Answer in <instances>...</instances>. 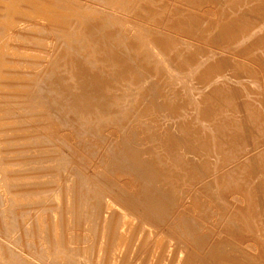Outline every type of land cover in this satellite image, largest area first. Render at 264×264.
Segmentation results:
<instances>
[{
  "label": "bare ground",
  "instance_id": "obj_1",
  "mask_svg": "<svg viewBox=\"0 0 264 264\" xmlns=\"http://www.w3.org/2000/svg\"><path fill=\"white\" fill-rule=\"evenodd\" d=\"M97 1L100 2L101 0H97ZM110 1H112V0H110ZM198 1L199 0H186V4L194 5ZM219 1H222V0H219ZM224 1H225V4H228L227 6L223 7L224 14L227 15L228 11L231 9H233V11H234L233 12L234 16L227 20V25L222 26V32H223L224 37L230 38V41H226V43L227 44H242L241 46H243V49H245V50L248 47L251 48V46L257 48V51L258 50L260 51L259 55L255 54L254 55L255 57L252 59L255 60L256 62H259V64L263 65V67H264V36L261 35V33H259V30L252 33L251 30H253V29H251L248 26L251 23L249 24V17H247L246 13L252 12V5L253 4H250L248 6H242V4H244L246 0H223V2ZM254 1H257V3H258L255 5L257 10L260 12L264 11V0H254ZM75 2H76V0H75ZM75 2L73 0H51V1H49V0H0V97L8 96V98H10L9 96H13L14 93L12 95H9L6 92V90L12 91L13 89H15V92H16V91L22 89L21 83L16 81L20 78L22 73H19L21 71L17 72L16 71L17 69L13 70V67L17 66L19 68L20 67L22 68V66H24L25 64H30V65H32V67L34 66L35 70H36L35 71L36 73H34V74H36L35 75L36 77H34V78L38 79V77H39L40 80H36V83L33 81L34 83H30L31 85L28 84V86H27L28 88H29V86L30 87L32 86V88L34 87L33 88L34 90L31 88V90H33L34 92L30 91V89L27 90L28 92H26L24 94V96H26L27 99L28 98L29 99L27 100L24 98V101L21 100L19 102V103H21V107L17 103L19 106L18 107V115H19V111H21V110L23 112L25 111L22 108L26 107L27 109L30 108L31 111L33 110L31 102H29V103H31V104H29L30 106H28L27 102H26L27 105L25 106V100H27V101L32 100V102L34 101L33 103H36V105H37V103L41 104V106L38 104L39 105V106L37 105L38 107H42V108L45 107V111L48 110L46 108H49L51 110L50 112H52L54 115V117H53V115H51V113H50L49 118H51V117L56 118L64 130H65V128L68 130L69 129L68 126L71 125L70 123H72V122H75L77 124L79 123L81 126H83V127H80V126H77V124H75L77 127H80L77 129H79L81 131H75L76 130V128H75L73 130L75 132H73L72 134L70 133L72 136L76 132H77L76 134H79L80 132H84L81 129V128H84V126L86 129L88 128L87 131L92 132L97 137V138H95L96 140L97 139L100 140L101 145H102L101 148H104L103 153H106V154H103L101 152L102 156H104L105 158L108 157V158H110V160L113 161L114 166L112 165L110 167V172L112 174L127 173V174H130L137 179L138 183L136 185V190L133 191L131 183L122 182L121 180L113 181L112 179H111V181H112L111 182V181H108L110 178H109V176H107L106 173H101V172L97 173V175H96L97 177H99L100 179H104L106 183L109 182L113 185V188L115 189V192H114L115 197L118 196L122 200H125L126 202L135 206L137 209H140L144 214H146V216L148 215V216L153 217L154 222H157L159 224L161 222H163L164 219L166 220L167 218H170V216L173 214V211L176 210V212L173 214V218L172 217L170 218L172 220V224L178 223V222L182 223V224L183 223L186 224V231L184 234H187L186 237L188 236V238L189 237H191V238L196 237L194 234L198 233L196 229H197V225H199V223H197L196 221H192V220H195V216H192V217H194V219H191L190 218L191 216L189 217L188 215L184 214V213H187L186 211L184 212V210L188 209V207H189L188 203L183 202V200L181 198V195H183V193L185 191L191 190L195 193H198V192L201 193L202 190L203 191L205 189L210 190V187H212L216 183V184H219L221 186V190L224 192V194L226 196H229V197L233 196V198L235 200H239V198L247 196L248 204H249L248 207L250 209L247 208V209H249V211H247L248 213L246 215L243 214L244 211L242 210L241 205H234V206H238L236 212H239V214L241 213V211L243 212L240 215L244 218V219L242 218V220H243V225H246L245 226L246 229L248 231L252 232L253 234H255V236L257 235V237L260 239V241H262L263 245H262V243H261V245H262L263 252L261 251L262 254H258L259 250L261 249V248L259 249V246L255 245L256 247H258V248H256L258 251L255 250L257 252L256 253L253 251L254 249L252 248L251 244L245 245L246 242L242 243L241 242L242 240H240V239L238 240V238L236 236L237 234L231 228V224L227 223L226 218H225L226 223L229 224V226H226V231L227 230L229 231V232L227 231L228 235H226V236H228L229 239L226 238L228 240H225L221 237H219V238H221V240L223 239L222 242L226 241V244L224 243V245L226 247L228 245V249L226 248L227 250L224 251V248H225L224 247L221 251H222V253H226L227 256L230 255L229 258L231 256H232V258L236 257L235 259H237V261L240 260V262H238L240 264L243 262V258L247 259V260L244 259L245 261H247V263L244 261L245 262L244 264H264L263 261L260 259V256L264 255V220L261 218H258V214H259L258 203H260L261 205L264 206V180L259 181V183H258L259 185L255 189L253 188V186L251 184V181L253 178V173H255V172L261 173L262 171H261L260 167H264L263 166V164H264V125H263V123H264V100L262 98L259 99L255 96H253L255 93H259V91H260L259 84H256L255 81L251 80L250 84H249V87H251V90L247 91V89L246 90L242 89V87L239 83H238V85H240L241 88L240 87H238V88L237 87H231L230 83H228V80H227V81H221L222 83L219 85H217V83L215 82L216 83L215 86L213 85L212 88L208 87L209 89H207L206 85L212 83V81L209 82V80H211L213 77H215L214 75H216L217 73H218L217 75H219L220 71L223 72V69L225 68L226 64L229 65V63L227 61H223L222 59L216 60L215 62L220 63L219 65H216L213 63L214 61L210 60L209 58L205 59V60H203V58L202 59H199V58L196 59L195 57L197 56L196 55L197 53H195V51L193 52L195 55L194 58L191 59L188 56L187 58H184V59H189V58L190 59L184 60L183 57L185 55H188V54L183 53L184 51H182V53H181L180 52L181 50H179V48L178 49L176 48L177 47L176 45L180 44L179 42L177 44H175L174 48L179 50L178 52H180V53L175 54V55L183 54L184 55L183 57L179 56L183 60H179L177 56H176L177 57L176 58L174 56V53L170 59L168 57H167L168 58L167 59L164 57V53H166V52H164L160 49L171 50L170 49L172 47L171 42H173V41L175 42V40L166 41L165 38H162V36L164 34L162 32L163 30L161 31L159 29L163 33L162 34L159 31L160 35L162 34V36H161L162 40L160 38L154 39L156 36L155 37L153 36V39L148 38V36L153 33V30L149 34L147 32V35H148L147 37L146 36L144 37L145 34H141L137 31L135 32V34H136L135 35L133 30H132V34L134 36H136V38L138 40H140V42L138 43V46L142 47L141 52L144 53L143 59H141L142 58L141 55H143L142 53H140L141 55L140 54H136V55H137V58H139V56H140L139 59H141V61L146 60L145 66H142V67L146 68V70L145 69L143 70V71H145V73L150 71L152 69V67L153 68L158 67L159 68L158 70H160L159 75H160V72L162 74L159 77H163V78H161L163 80L165 78H167L169 80L170 79H175L176 81L178 80L177 82L185 80V83L187 84V81L189 79L191 81V79L194 78L195 80L193 79V81H195L197 83L198 82L200 83L199 80L204 81L205 83H206V81L209 82V83L205 84V86L203 83V87H205V88H201L203 90L200 89V91H198V92L196 91L195 93H194V91H195L194 89L189 93L185 92L187 95L190 96V99H189V97H183L182 95H180L181 98H183L185 100H186V98H188V100H186L185 102L189 101L188 105H190L191 108H188V109L190 110L191 113L193 112L192 115L190 113V115L185 116L184 112L188 113V112H186V110H188V109L183 110V114H181L182 111H179V110L184 109L183 106L187 107L188 105L185 104L184 101L181 100V98H179V99H180V101H183V103H182L183 105L177 104V103H181V102H178V100L171 101L169 98H167V95L165 94V92H164V94L162 92V89L164 86H161V84H160V83H162L161 80H159L160 83H159V85H157L158 83H153L152 81H149L148 79H146L147 76L150 75V73L144 74L139 67H138V69H140V70L139 71L136 70L137 67L136 68H135V66L133 67L130 64V62L128 61V59L125 56H123L122 52H119V51H122L124 49V47H125L123 44L124 42L121 41L123 46H124L123 49L119 47L122 50H120L119 48H116V47H118V45L114 46L115 42H117L118 44L120 43L117 41V39L119 38L118 34H120L121 32L119 33L118 31H128V30L131 31L129 26H127L124 23V20H121V18L116 17V19H115V21L117 20L116 25H112V21H111V25L115 26V27H113V31H114V29H115V31L118 30L117 35H116V32H114V34L118 37L116 39V37L114 35L115 38H113V39L115 41L112 40V42H114V44L110 43L111 41L110 42H108V41L110 38L112 39V37H111L112 35L110 36L107 33L111 32V31L104 33L105 31H107V28L101 27V26H103V24H105L104 22L106 19H104V22L102 21L103 24L100 25L99 23H97L98 21L96 20L95 14L93 15L92 10H88V8L86 9L83 6L73 5ZM94 2H95V4H98L96 2V0H93V3ZM102 2L103 1H101V3ZM105 2H107V1L105 0ZM105 2H103V3L108 4ZM122 2H123V0H122ZM128 2L130 3V0ZM70 4H72V5L70 6ZM149 5H150V3H149ZM144 7L147 8L148 6H144ZM187 7H189V6H187ZM146 8H142V11H143V9L145 10ZM95 9H97V8H95ZM95 9H93V10H95ZM191 9H193V8H191ZM244 9H245V11H244ZM98 10L101 12L103 11L101 9H98ZM152 11H153V9H152ZM187 11H189L190 13H191V11L193 12V10H187ZM106 12L108 14V11H106ZM106 12L104 15H106ZM135 13H136V11H135ZM137 13L139 16V12H137ZM151 13H150V16L152 15ZM156 13H157V11H156ZM191 14H189V15H191ZM22 15L29 17L28 18V19H30L29 21H27V19H26L27 23L28 22L30 23V21H32L37 26L41 24V26H42L41 28H46L47 31L49 30V32H52V33L54 31L55 32H63V30L65 28V27H62V25H60L59 23L57 24V22H63L64 23V21H66L68 19L69 20L75 19L76 21H74V22L75 23L78 22V24L80 25L79 30H81L82 33L84 32V31H82L83 29H86L89 31V34L91 36L87 33L88 31L85 30L86 35L88 34V36H90V37H88V36L84 37L83 35H85V34L81 33L85 39H86V37H88L89 39H92L91 37H94V39L97 40V43L95 42L96 40L92 41V45L94 42L93 46L96 47V48H94L92 46V53L95 52V55L90 54L91 51L89 52V50L88 51L86 50V52H88L87 54L82 55V49L85 47H82V49H81L80 47L82 44L78 43L80 41L79 40L77 41L76 39L72 40L70 38L72 41L76 42L79 45V49L74 48V46L76 47L77 44L73 43V45H71L72 41L69 39V37H68V39L71 41V43L70 44L68 43V44L73 46L72 48L74 50H76L77 52L71 48L67 49L68 47H70L67 45H66L67 48L64 47L65 49L63 47H60L58 45V42L56 44L59 46V48L60 49L63 48L60 51V49L55 44L56 50L58 48L59 52H58V50H57V52L52 51L53 48L49 51H47L46 49L45 50L42 49V51H44V52L47 51L46 53H44L42 51H41L42 53L37 52L40 47L39 48L37 47L38 50H36V51H29V48L27 49V47L26 48L24 47L22 49L16 48L19 45L18 42H17V44H18L17 46H15L12 42H15L13 39L17 35L16 33H14L15 28L20 27L21 24H19V23L21 22V20H19L18 18L22 17ZM160 15H161V13H160ZM189 15H187V17H185L186 20L183 21V26H185V28L189 29L190 27L187 25L191 24V26L193 28H190V29H193V32H197V31H199V33L203 32L202 29H204V27L198 26V23H199L198 17L199 16L198 17H192ZM150 16L148 14V20L151 18ZM195 16H197V15H195ZM161 17H163V16H161ZM22 18H24V17H22ZM22 18H20V19H22ZM105 18H107V17H105ZM182 18L180 20H183ZM99 19H101V17ZM136 19L143 20L142 18L137 17V15H136ZM161 19H163V18H161ZM161 19L160 20L158 19V20L161 22ZM17 20L19 21V23ZM112 20H114V19H112ZM138 20H135V21H138ZM152 20H154V18ZM24 21H25V18H24ZM107 21H108V18H107ZM135 21H132V22L135 23ZM22 22H23V19H22ZM109 22H110V20L108 21V24H109ZM155 22L153 21V23H155ZM180 22H182V21H180ZM66 23H67V21H66ZM68 23H70V21H68ZM100 23H101V21H100ZM113 23L115 24L114 21H113ZM153 23H151L152 26H153ZM78 24H76V25H78ZM132 24H128V25L132 26ZM156 24H158V23H156ZM27 25H30V24H27ZM137 25H135V26H137ZM144 25H147V24H144ZM63 26H65V25H63ZM133 26H132V28H133ZM154 26H155V24H154ZM30 27H32V26H30ZM72 27H73V25L72 26L70 25V27H68L70 30V32H69L70 36H71V34H74V33H71V31L73 29H70V28H72ZM82 27H83V29H81ZM105 27H107V25ZM110 27L111 26L108 25V29ZM156 27H157V25H156ZM39 28H40V26H39ZM41 28L39 29V30H41V32H39L37 30L41 34V37H44V35H46L47 40L49 38H51V37H49L51 35L45 34L46 31L43 32L44 35H42L43 29H41ZM143 28H145V27H143ZM249 28H250V30H249ZM137 29H140V27ZM142 29L140 31H142ZM153 29L155 30V28H153ZM75 30L77 31L78 29L75 28ZM147 30H149V27ZM147 30H144V31H147ZM182 30H184V29H182ZM260 30H261V28H260ZM263 30H262V32H263ZM130 31H129V33L131 34ZM157 32H158V30H157ZM186 32H188V31H186ZM193 32H192V34H193ZM63 33H65L67 35L66 32H63ZM154 33H155V31H154ZM159 33H156V34L158 35ZM184 33H185V31L183 32V34ZM34 34H35V32L32 33V35H34ZM56 34L58 35V38H59V34L58 33H56ZM166 34L168 35V33H166ZM197 34H198V32H197ZM24 35H30V34H24ZM35 35L37 36V32ZM66 35H63V36H66ZM75 35H77L76 32H75ZM195 35L196 34L194 33V36ZM19 36L22 37L20 34H19ZM63 36H61L60 38H62ZM106 36H108V37L110 36L108 41L106 40L108 38V37L106 38ZM203 36H205V34L204 35L201 34V37H203ZM32 37L33 36H31L32 40L35 39ZM71 37H73V36H71ZM127 37H130V36H127ZM164 37H165V35H164ZM56 38L54 39V42H55ZM63 38L65 39V37H63ZM76 38H78V37H76ZM84 38L82 39L83 41H85ZM167 38L170 39L169 37H167ZM19 39L20 38L18 37L17 40H19ZM44 39L45 38H43L42 40L47 41L46 39L45 40ZM68 39H66V40L68 41ZM89 39H86V40H89ZM120 39L121 38H119V40ZM129 39H132V38H129ZM164 39H165V41H164ZM200 39L197 38V40H199V41H200ZM203 39L205 40L204 37H203ZM206 39H207V37H206ZM52 40H50V41L52 42ZM62 40H60V43L63 44V42H61ZM82 40H81V42H82ZM20 41H22V40H20ZM70 41H68V42H70ZM37 42H38V44H42V43H40V41H37ZM90 42H91V40H90ZM131 42L134 43L133 40H131ZM29 43L34 44L33 42H29ZM82 43H85V42H82ZM88 43H89V41H88ZM95 43L97 46H95ZM15 44H16V42H15ZM74 44H76V45H74ZM120 44H119V46H120ZM122 44H121V46H122ZM159 44H161V45H159ZM21 45H23V44H21ZM25 45L28 46V44H25ZM78 45H77V48H78ZM134 45H136V43ZM87 46L89 47V44ZM128 46H130V45L128 44ZM128 46H126V48ZM190 46L188 45V47H190L191 51H192V47H194V46H192V45H190ZM132 47H134V46L131 45V48ZM244 47H247V48H244ZM31 48L32 47H30V50H31ZM89 48L91 49V46ZM128 48H130V47H128ZM128 48L126 50H128ZM183 48L185 50L186 47L184 46ZM35 49H36V47H35ZM116 49H118L119 51H116ZM195 49H196V47H195ZM177 50H176V52H177ZM241 50H242V47H241ZM241 50H239V53H241L240 52ZM83 51H85V50L83 49ZM174 51H175V49H174ZM191 51H188V52H191ZM248 52H249V50H248ZM138 53H139V51H138ZM133 54H134V52H133ZM85 55L90 57V59L87 57L88 58V60H87ZM199 55L200 54H198V56ZM204 55L205 54H203V56ZM132 56H131V58H132ZM134 56H135V54H134ZM83 57L86 60H84ZM239 58H241V57H239ZM249 58L250 57H248L247 59H249ZM134 59H136V58H134ZM242 60L246 61V58H244ZM135 61H137V60H135ZM237 61H236V63H237ZM239 61H241V60H239ZM101 62L103 65L105 63L104 66H106V68H107L106 72H102V66L103 65L101 66V64H100V66L98 68L97 63H101ZM177 62L178 63L185 62V64L190 65V66L186 65V66H189V70L188 69H187L188 71L186 70V73H188V74H186L184 76H180V74H181L180 72L181 71L183 72L182 69H180L181 70L179 72L180 74L178 73L179 70L177 72L175 69L173 70L172 65L174 63L176 64ZM232 62L234 63L235 61H231V63ZM250 62H248V63H250ZM254 62H252L253 64L252 63L251 64L254 65L255 64ZM137 63H138V61H137ZM142 63H144V62H142ZM243 63H245V62H243ZM243 63H242V65H243ZM88 64L92 65L94 67V69L97 66L98 71H95L96 69L95 70L92 69L93 67L92 66L90 67ZM245 64L247 66V62ZM137 65L139 66V63ZM252 65H250V66L253 67ZM256 65H258V64H256ZM176 66L178 67L177 64H176ZM235 66H237V65L235 64ZM180 67H182V66H180ZM183 67H185V66H183ZM239 67H240V63H239ZM259 67H261V66H259ZM263 67H261V70ZM19 68H18V70H19ZM243 68L244 69H242V71L246 72L247 70H245V69L249 68V67L247 66V67H243ZM256 70H257V68H256ZM153 71L156 72L157 69L153 70ZM258 71H256V72H258ZM263 71H264V69H263ZM237 72L239 73L240 70ZM248 72H250V71L248 70L247 73ZM253 72H254V70H253ZM240 73H242V72H240ZM263 73L264 72H262L261 74H263ZM34 74H32V76ZM28 75H30V74H28ZM32 76L30 75L29 77L31 78ZM166 76H168L169 78ZM253 76H256V75H253ZM258 76L261 77V75H259V72H258ZM13 79L16 81L15 83L18 85L20 84V86H15L13 83H10V81ZM196 79H198V81ZM244 79H246V78H244ZM129 81H130V85H132V86H134V85L136 86L138 84H140L141 86L140 85L136 86L137 87V88L135 87L136 89L131 88V90H130V87L127 88L125 86V84H126L125 82L129 83ZM134 81H137L138 84L133 85ZM164 81H166V79ZM170 82H171V80H170ZM173 82H171V83H173L175 85L176 84L175 81H173ZM128 83H127V86H129ZM244 83H245V80H244ZM244 83H243V85H244ZM247 83H249V82H247ZM11 84L14 85L15 87L10 86ZM23 84H25V86H26L25 82ZM191 85L192 84L189 83L188 87H186V86L185 87L189 89L191 87ZM160 86L162 87V89ZM228 86L232 89V91H229ZM181 87H179V89L183 88V87L182 88ZM57 92H58V94H57ZM177 92H179V91H176L177 95L181 93V92L180 93H177ZM59 93H60V95H59ZM36 94H39V95H36ZM129 94L131 96H134V98L136 95L137 96L139 95V96H141V98H140L141 100L137 99L135 102L133 101L134 102L133 103V102H131V100H133V99L129 100L127 98V96H129ZM132 94H135V95H132ZM21 95H23V94H19V93L15 94V97L16 98L22 97ZM236 97L240 98V100H236L237 99ZM37 98H39V99L37 100ZM158 99H160V100H158ZM14 100H10L11 103ZM145 100L147 101V103L144 102ZM141 101L144 102L145 104L142 105V103H141L142 106L140 107L137 105V103H140ZM5 102H6V100H5ZM1 103H0V228H3L6 230L5 231L6 238L8 237V235L13 234L11 232H13V230L16 229V226H15L17 224L16 219H18L16 216H11L9 218V220H11V218L15 219V217H16L15 221L13 220L15 222V224H14L15 228L12 225H11V227L7 226L8 224L6 225V219L8 217H5V216L9 212L11 215H16V213H18V215H19L20 208H26V209H29L30 211L31 210L35 211L36 208H45V207L48 208V203H47L48 200H51L52 203L53 202L55 203L56 201H58L60 203L61 202L60 201V195H65V203L67 204V207H65V208H66V210L68 209L67 210L68 214L63 215L65 213L64 212L65 209H62V211L64 212L62 214H61L60 210H59L60 213H59V211L51 210V211H49L50 213L46 212L49 215L48 217L42 218V217H39L38 214H37V216H34V217H36L35 218L36 220L34 219V222L36 225L35 224H33V225L36 226V229L34 230V228H33V230L35 231V234H38L37 235L38 238L36 240H39L38 242H40L39 249L37 248L38 246L36 248L38 249L37 253L40 254L41 256L30 257L27 255L24 256L23 254H21V255L17 254L16 251H14L15 250L14 245L16 243H17V245H18V243L21 244V241L15 243V241H18V239L15 241L13 240L14 242H12V241H10V238L8 237L9 238L8 241H10L12 243V244H10L9 242H7L5 240L6 239L5 236L2 235L4 237L5 241L0 240L1 241L0 242V264H39V263H44V262H47L48 264H91L89 262L91 258H89V260H88V256H89V252L91 253L96 248L93 246V245H95L93 243H96V240L98 242L96 245L97 246V248H96L97 256H95V257H98L99 262L101 261L100 264H102V259H106V257L103 258L104 254L106 256V251L108 253L107 255H109L111 252L112 256L109 255V257L111 256V258H109L108 260L106 259L107 261L105 264H116V258L114 257V255L116 253H118L119 251H121L119 249H121V247H122V242H123L124 238L128 235V232L130 233V230L134 226V224L137 227L136 230L138 229L137 224L136 223L133 224V220L135 217L133 218L131 216L132 214L130 215L129 211H128L129 214L126 213L127 211L125 212L124 209L116 211L118 213H115V214H117V216H119V219L117 218L119 222L115 218L117 223L115 225L114 231L112 230L114 233L112 234L113 236H112V240L110 243L111 244V246H110L111 251H109L110 247L109 248L106 247L108 245V244L106 245V243L109 242V236L111 233V231L108 232L109 226H111L109 223L112 221V220L111 221L109 220L111 218V217L109 218V215H111L113 212H115L113 210V209H115V208H113L114 203H112L111 200L106 199L105 197L101 196V193L99 194V192H98V191H100V190H98L99 188L96 189L97 186L96 187L94 186L92 189L90 186L92 182L90 183V181H89L90 184L88 185V181L86 182L87 178L84 179V177H83V179H82V177L78 174H76V176H78V178L79 177L80 178L79 179L77 178L78 180H76V181H75L76 177L75 178H69L72 176L68 177V175H66L67 177L65 176L66 178L63 177V175L65 173H67V172H65L67 169H65L64 166H66V168L69 167L67 165V163H69V161H67V159H64L65 155L63 156L62 159H60V162H61V160L63 161V165H62V163L55 162L56 160L58 161L59 159H57V158H56V160L54 159L55 156H52V155H55L54 153L51 154V157L48 155L41 156V154L43 153V152L41 153V151H43V147L45 149L46 145L49 144V143H47V144L44 143L45 144V146H44L43 144H41V142L44 139H41L40 140L41 142L39 141V144H37L35 141V143L37 144V145H35V147H37L38 149L42 148L41 151L39 149V152L41 153L40 156L43 159H41V157H39L38 154H37L38 158H36V156L34 154L29 155V156L27 155L28 157L26 156L25 158H26V160L27 159L29 160L28 162L26 161V163H24L25 162L24 161L23 162L24 164L21 167L19 166V168H11L10 165L13 164L14 162L16 163V165H20V163L17 160H20V158H21L20 162H22V159L23 160L25 159L22 157H24L25 155L22 157H20V156L18 157V155H17L18 158L15 159L14 156H13L14 158L10 157L9 152L12 153L11 150H13V152H16L17 150L22 152L23 149L27 150L26 148L30 144H26L27 143L26 141L31 140V139H33V140L38 139L39 136L35 135V134H33L35 137H32V135H30V136L29 135L28 136L20 135L19 132H21V130H22L20 127H19L20 129L18 127H16V129L18 128L17 130H20L18 132L19 135L16 134V135H10V136H4L3 137V134H5L7 132H11V131L13 133H15V131H17V130L13 131L14 130L13 123L17 117L20 118L22 116L23 118H26L28 120L30 118H38V117L42 118V116L43 117L49 116V114H48L49 111H48V113L46 112L48 115L45 112L41 113V111H40L37 113L33 110L35 113L30 114L31 111H29V113L27 112V114L24 113V115H23V113L21 112L22 113L21 116L20 115L19 116L13 115V117H12L11 116L12 114L11 115L9 114L10 112L13 113V111H11L12 109L9 111L8 110L9 108L6 109V108L1 107L4 104L6 107V104L8 103V101L6 103H4V101H3L4 104L2 103V105H1ZM11 103H9V104L12 107ZM260 103L261 104L263 103L262 106L260 105ZM9 104H7V105H9ZM22 105H24V106H22ZM15 108H17V107L14 105L13 110ZM34 109H37V108H34ZM38 109H41V108H38ZM41 110L44 111V109H41ZM159 111H166V113H168L170 116H172L175 119V126L166 127L164 125V123L161 121L162 119H160L162 117L158 115ZM176 111L177 112L179 111L178 114ZM16 112H17V110H16ZM44 113L46 114V116ZM175 113L177 114L176 116H174ZM14 114H16V113H14ZM109 114H111V115L114 114L113 116H110V119H111V120L109 119L110 121H108ZM69 115L77 118L78 122L75 121L76 119H74V121L73 120L71 121L70 120L71 118H69ZM14 117H15V119H14ZM103 117H107V121H106V118H103ZM180 117H182V118H180ZM21 118H20V120H21ZM16 120L18 121V118ZM24 120H22V121H24ZM36 123H38V122H36ZM108 123H109V125H110V123H111V125L114 124L119 129V130L116 129V130H118V132L120 134V136L118 135V137H117V141L119 142V144L122 145V147L118 151L115 150V147L112 146V143L110 144V142H109L110 138H107L108 136L101 135L102 129L104 130L105 129L104 127H106V124L108 125ZM28 124H30V123H28ZM28 124L27 123L24 125L22 124L21 127L24 129L26 128L25 130H27L28 126H26V125H28ZM73 124L71 126H73ZM18 125H14V126H18ZM23 126H25V127H23ZM135 126L142 128V130H144L146 133V138L149 142V145L147 146L146 152L135 146V144H138L139 140H136V142H133L131 139V136H127L126 133H124L125 130L130 129V127L132 129ZM243 126L245 129H247L248 131L251 132V135L247 140L243 136V133H244ZM32 127H33V125H32ZM174 128H176V129H174ZM30 129H32V128H30ZM86 129H84V130H86ZM67 130H66V132H67ZM69 130L70 131H68V133L72 132L71 128ZM84 133L87 134V132H84ZM70 134H68V135H70ZM76 134H75L76 138L74 137V139H77L78 136L79 137L81 136V138L83 137L82 134L81 135L80 134L76 135ZM94 135L91 134L92 139H93ZM72 136H70V137H72ZM85 136L83 138H85ZM66 137H68V140H69V136H65V137L60 136V138L62 139L63 142L61 143L58 141V144L60 143L62 146L66 145V143H67L66 147L65 148L63 147V149L69 148V147H67L68 146V142H67L68 140L66 141L64 139L66 141V143L64 144L63 138H66ZM81 138H79V139H81ZM45 139L47 141V138H45ZM55 139L59 140V136H58V138L55 137ZM23 140L25 142H20ZM70 140H71V138H70ZM99 140H97V141H99ZM133 140H134V138H133ZM46 141H44V142H46ZM79 142L81 143L80 140H79ZM85 142H87V141H85ZM85 142H83L84 143L83 147H85L84 145H86ZM100 142H98V143H100ZM71 143H73V142H71ZM75 143H76V141H75ZM80 143H78V144H80ZM4 145H13V146L17 147V149H14L11 146H10L11 149H10V147L5 148ZM17 145H20V146L24 145V148H23V146L18 148ZM33 146L31 145V148H29V151L32 152ZM87 146H89V141H88V145H86V147ZM83 147L81 148L79 146L78 148L83 149ZM33 149H35V148H33ZM60 149H61V147H60ZM249 149H253V151H256V153H257L256 156H254V157L249 156V153H250ZM27 151H24V153H28ZM70 151H72V150H69V152ZM65 152H67V151L65 150ZM72 152L75 153L74 151H72ZM91 152L94 153V151H91ZM145 153L148 155V157H144ZM21 154L22 153H20V155ZM44 154H45V151H44L43 155ZM75 154H77V153H75ZM109 154H110V156H109ZM33 155L35 157H33ZM49 155H50V153H49ZM56 155H57V153H56ZM68 157L70 158V156H67V158ZM39 158L41 159V161L46 159L47 161L45 160V161H43V163L47 162V163H45V165H47V166H43V167H38V165L35 166V164H37L36 162L40 161V160L39 161H35V160H37ZM65 160L67 163H65ZM41 161H40V165L42 164ZM32 163H35L34 166ZM64 163L66 165H64ZM25 164H31V166L29 168H24V167H27V166H24ZM39 168H41V172L45 168L46 169V170H44L45 172L47 171V169L48 170L51 169L50 171H53L55 173V176H54V174L53 175L51 174L53 177L50 178V180L53 178V180H51V181L52 182L55 181L58 185V188H59L57 190V194L55 196L53 195V196L49 197V196L44 195V194L42 195V193H43L42 191H43L44 187L46 185H49V184L52 185L54 182L52 184L49 183V184H46L44 186V183L46 180L44 181V179L38 178V172H35ZM250 170H252V171H250ZM69 172H71L72 174H75L72 171H69ZM46 173H48V171ZM45 174H43V177L45 176ZM50 180H48V181H50ZM72 183H73V185H72ZM57 185L55 184V186L53 185V187H55L57 189ZM93 185H94V183H92V186ZM18 186H20L21 188ZM16 187H18L19 189ZM46 187H48V186H46ZM61 189H63V190L60 192ZM95 189H96V191H95ZM83 190H85L84 191L85 195L82 192ZM83 196H85L84 199H83ZM200 197H201V195H200ZM51 201L49 204H52ZM242 201H241V204H242ZM194 202H195V198H194ZM207 202H209V201H207ZM210 202H209V204H210ZM128 203H127V205H128ZM194 205L196 206L195 203H194ZM202 205H203V203H202ZM51 206L53 207L54 205L52 204ZM199 206H201V205H199ZM208 206H209L208 207L209 210H207V211H212L213 210L212 208L215 207V206L213 207L212 205H208ZM234 206L232 208H234ZM206 207H207V204H206ZM193 208H195V207H193ZM200 208H201L200 210L202 212V206ZM48 210H49V208H48ZM48 210H46V211H48ZM115 210H117V209H115ZM189 210H188V212H189ZM197 210H199V207L197 208ZM7 211H9V212H7ZM142 212H140V214H142ZM192 212H193V210H192ZM201 212L198 213V211H197V213H198L197 215L199 216V214H201ZM13 213H15V214H13ZM205 214H208V213L205 212ZM236 214H238V213H236ZM34 215H36V214L34 213ZM243 215H245V217ZM211 216L214 217L215 223L218 221L221 222L222 216L224 218V215L220 212H217V211H214V215L211 214ZM211 216H209L210 220H211ZM200 217H202V216H200ZM225 219H223L224 222L222 221L223 226L225 223ZM13 221H11V222H13ZM211 221H213V220H211ZM107 222H109V223L107 224ZM135 222H136V219H135ZM137 222H140V221L138 220ZM165 223H166V221H165ZM10 224H12V223H10ZM210 224H211V222H210ZM63 225L67 228L63 229V228H65V227H63ZM141 225L142 224H140V227H141ZM166 225H168V224H166ZM217 225L219 226V224H217ZM222 225L220 224V226H222ZM100 226H101V228H100ZM162 226H164V225L162 224ZM209 226H211V225H209ZM88 227H91L89 229H91L94 232L93 233L91 231V233H93L95 235L94 237L91 236L92 235L91 233H89L90 230L88 229ZM93 227H94V230H93ZM98 227H99V229H98ZM113 227L114 226L112 225V228ZM219 227H217V228L215 227V228L217 230H220ZM133 228L135 229V227H133ZM31 229H32V227H31ZM223 229H225V228L222 227L221 230H223ZM209 230H212V229H209ZM217 230H215V231L218 233ZM131 231L133 232L134 230H131ZM141 231H143V230H141ZM223 231H225V230H223ZM7 232H9V234ZM138 232H139V229H138ZM143 232L145 235V233H146L145 230ZM143 232H142V234H143ZM219 232H221V231H219ZM84 233H87V234L89 233V235L91 234L90 236L94 238L92 240V242L90 241V243L93 244L92 246L94 247V249H93V247L90 248L91 245L89 246V249H91L90 251L89 250L87 251L86 247L85 248L81 247L83 249V254L75 256L76 253H74V252H77L76 250L79 251L78 246L79 245L82 246L84 244L83 242L88 240L87 237L85 238L84 236H82ZM208 233H209V231H208ZM133 234H134V232L131 233V235H133ZM161 234H159V235H161ZM205 234H201V236H202V239L204 242L206 241V242L210 243L207 245V247H208L207 253L212 255V253H215L214 252L215 250H220V248L218 247L219 245H217V244L214 245L215 243L211 240L210 236L207 233H205ZM0 235H1V232H0ZM131 235L128 237H132ZM149 235H150V232H149ZM149 235H148V237H149ZM213 235L216 236L217 234L215 235L213 233ZM218 235H219V233H218ZM2 236H0V237H2ZM30 237H32V236H30ZM34 237H32V238H34ZM211 237H212V235H211ZM222 237H224V235ZM257 237H255V239L253 237L252 238L256 241ZM160 238H161V236H160ZM78 239H79V242L81 239V243H83V244L77 243ZM213 239H216V238L214 237ZM221 240H218V242ZM64 241L67 243V245L64 243ZM73 241H76V243ZM255 241H253V242L255 243ZM257 241H259V240H257ZM123 243H125V242H123ZM247 243H252V242L249 241ZM254 243H252V244H254ZM161 244H162V242L159 245H161ZM76 245H78V246L76 247ZM33 246H35V245L32 244V247ZM52 248L55 250H58L59 252L53 250ZM221 248H222V246H221ZM122 249H123V247H122ZM158 249H161V248H158ZM80 251L82 253L81 249H80ZM80 251H79V253H80ZM159 251L160 250L153 251L155 256L157 254L156 252H159ZM221 251H220V253H221ZM65 252H67L69 255L64 254ZM261 252H259V253H261ZM79 253H77V254H79ZM94 253H95V251H94ZM96 253H95V255H96ZM217 253H218V251H217ZM220 253H218V254H220ZM61 254H62V256H61ZM118 254H120V253H118ZM60 256L64 257V258H61ZM90 256H92V255L90 254ZM213 256H215V255H213ZM224 256H225V254H224ZM233 256H235V257H233ZM38 257H40V258H38ZM67 257H68V259H67ZM221 258H222V256H221ZM65 259H67V260H65ZM94 259H96V258H94ZM118 259H120V258H118ZM216 259H217V257H216ZM227 259H226V263H228ZM41 260L44 262H42ZM120 260H122V259H120ZM66 261H71V262H66ZM219 262L217 261V264ZM231 262H233V261H231ZM103 263H104V261H103ZM118 263H119V261H118ZM119 264H121V263H119ZM220 264H221V262H220ZM231 264H233V263H231Z\"/></svg>",
  "mask_w": 264,
  "mask_h": 264
},
{
  "label": "rangeland",
  "instance_id": "obj_2",
  "mask_svg": "<svg viewBox=\"0 0 264 264\" xmlns=\"http://www.w3.org/2000/svg\"><path fill=\"white\" fill-rule=\"evenodd\" d=\"M49 1H51V0H49ZM74 2H75V0H73ZM101 1H103V2H105V0H101ZM101 1L100 2H98L97 0H96V2L98 3V4H95V2L93 3V0H76V2L73 4V5H77V6H83V7H85L86 9L88 8V10H92L93 11V15L95 14V16H96V20L98 21L97 23H99L100 25H102L103 23H102V21L104 22V19H106L105 20V24L107 25V27H105L106 25L105 24H103V26H101V27H104V28H107V31H105L104 33H107V32H109V31H111V32H109V33H107V34H109L111 37H112V39L110 38L109 39V37L108 36H106V40L108 41V39H109V41L108 42H110V43H113L114 44V42H112V40H114L113 38H115L116 37V39H117V37L119 36V38H121L120 40H119V38L117 39V41L118 42H120L121 44H122V42H124L123 44H124V46H123V44H122V46H121V44H120V46H119V44L117 43V42H115V44H114V46L116 45H118V47H116V48H122L123 49V47H124V49L122 50V49H120V50H122V51H119L118 49H116V51H119V52H122V54H123V56H125L127 59H128V61L130 62V64L134 67L135 66V68H136V70H140L141 69V71L144 73V74H146V73H150V75L149 76H147V78L146 79H148L149 81H152L153 83H158L157 85H159V83H160V81L159 80H161V82L162 83H160L161 84V86H164L163 87V89H162V87H161V89H162V92H163V94H164V92H165V94L167 95V98H169L171 101H174V100H178V102H181V103H177V104H181V105H183L182 103H183V101H184V103L185 104H187L188 105V103H189V101H187V102H185L186 100H188V98H186V100L185 99H183V98H181V96L180 95H182L183 97H189V99H190V96L189 95H187L186 93H189V92H191L193 89L195 90L194 91V93L197 91H200V89L201 88H205V87H203V83H204V86H205V84H207V83H209L210 81H212V83H210V84H208V85H206L207 87V89H209L208 87H213V85L215 86L216 85V83H217V85H219V84H221L222 82L221 81H227L228 80V83H230V85H231V87H240V85H241V87H242V89H247V91H250L251 90V87H249V84H250V81L251 80H253V81H255V83L256 84H259V87H260V91H259V93H255L253 96H255V97H257V98H259V99H263L264 100V73L263 74H261L262 72H264L263 71V69H264V67H263V65H261V64H259V62H256L255 60H253L252 58H254L255 56V54H258L259 55V50L257 51V48H255V47H253V46H251V48H247V47H244V48H247L246 50L245 49H243V46H241L242 44H227L226 43V41H230V38H226V37H224V35H223V32H222V26H224V25H227V20L229 19V18H231V17H233L234 16V11H233V9H231V10H229L228 11V14L227 15H225L224 14V12H223V7L224 6H227L228 4H225V1L223 2V0L222 1H219V0H199L196 4H194V5H188V4H186V0H130V3L128 2L129 0H123V2H122V0H112V1H108V0H106L107 2H105V3H108V4H104L103 2L101 3ZM114 1V2H113ZM111 2V3H110ZM113 2V3H112ZM129 3V4H128ZM149 3H150V5H149ZM152 3V4H151ZM95 4V5H94ZM148 4V5H147ZM155 4V5H154ZM250 4H253L252 5V12H250V13H246L247 14V17H249V24L250 25H248L251 29H253V30H251L252 31V33L253 32H255V31H258L259 30V33H261V35H263L264 36V11H258L257 10V8H256V4H258L257 3V1H254V0H246L245 1V3L244 4H242V6H248V5H250ZM72 4H70V6H71ZM152 5V6H151ZM99 8H98V7ZM144 6H148L147 8L146 7H144ZM187 6H189V7H187ZM93 7V8H92ZM97 8V9H95V8ZM153 9V11H152V9ZM156 9H155V8ZM105 8V9H104ZM142 8H146L145 10L143 9V11H142ZM191 8H193V9H191ZM241 8V7H240ZM93 9H95V10H93ZM98 9H101V10H103L102 12L101 11H99ZM150 9V10H149ZM155 9V10H154ZM195 9V10H194ZM237 9V8H236ZM114 10V11H113ZM187 10H193V12L191 11V13L189 12V11H187ZM235 10V9H234ZM106 11H108V14H107V12ZM135 11H136V13H135ZM156 11H157V13H156ZM162 11V12H161ZM244 11H245V9H244ZM104 12V13H103ZM105 12H106V15H104L105 14ZM137 12H139V16H138V13ZM149 12V13H148ZM152 12V13H151ZM186 12V13H185ZM150 13L152 14L151 16H150ZM155 13V14H154ZM160 13H161V15H160ZM184 13V14H183ZM194 13V14H193ZM98 14V15H97ZM148 14H149V16L151 17H149L150 19L148 20ZM159 16H158V15ZM186 14V15H185ZM189 14H191V15H189ZM103 15V16H102ZM109 15V16H108ZM136 15H137V17H140V18H142L143 20H138V19H136ZM157 15V16H156ZM183 15V16H182ZM187 15H189V16H192V17H198L199 18V23H198V26H201V27H204V29H202V31L204 32H201V33H199V31H197L198 32V34H197V32H193V29H190V28H193L192 26H191V24L190 25H187V26H189L190 28L188 29V28H185V26H183V21H185L186 20V18L185 17H187ZM195 15H197V16H195ZM21 16V15H20ZM99 16V17H98ZM156 16V17H155ZM161 16H163V17H161ZM22 17H24L25 18V21H24V18H22ZM22 17H19L18 19L19 20H21V22L19 23V21H18V23L19 24H21L20 25V27H18V28H15V32L14 33H16L15 35H16V37H14L13 39H14V41L16 42V44H15V42H12L15 46H17L18 44V46L16 47V48H26L27 47V49L29 48V51H36V50H38V48H39V50L37 51V52H40V53H42V52H44V51H42V49L43 50H47V51H49V50H51L52 48V51H54V52H57V50H58V52H59V46L60 47H65V48H67V46H70V47H68L67 49H73L72 47L73 46H71V45H73V43H76V42H74V41H72V40H79L80 42H81V40L85 37V36H88V34H89V31L88 30H86V29H83V27L81 28V29H83L82 31H84L83 33L81 32V30H79V28H80V25L78 24V22H74V21H76L75 19L73 20V19H71V20H66L67 21V23H66V21H64V23L63 22H57V24L59 23L60 25H62V27H65L64 28V30H63V32H66L67 33V35L65 34V33H63V32H49V30L47 31V29L46 28H41L42 26H41V24L40 25H36V24H34L32 21H30V23L28 22L27 23V21H29L30 19H28L29 17H27V16H24V15H22ZM101 17V19H99ZM105 17H107L108 18V21L110 20V22H109V24H108V21H107V18H105ZM116 17H119V18H121V20H124V23L127 25V26H129V28L131 29V31L130 30H128V31H118L120 34H118V32L117 31H115V29H114V31H113V27H115V26H112V25H116V21H115V19H116ZM158 17V18H157ZM183 17V18H182ZM20 18H22L23 19V22H22V19H20ZM99 20H98V19ZM125 18V19H124ZM154 18V20H152ZM157 18V19H156ZM161 18H163V19H161ZM179 18V19H178ZM183 19V20H180V19ZM26 19H27V21H26ZM112 19H114V20H112ZM138 20V21H135V20ZM161 19V22L159 21V20ZM126 20V21H125ZM163 20V21H162ZM68 21H70V23H68ZM100 21H101V23H100ZM111 21H112V25H111ZM113 21L115 22V24L113 23ZM132 21H135V23L134 22H132ZM142 21V22H141ZM152 21V22H151ZM153 21L155 22V23H153ZM159 21V22H158ZM180 21H182V22H180ZM32 22V23H31ZM179 24H178V23ZM133 23V24H132ZM151 23H153V26H152V24ZM156 23H158V24H156ZM162 23V24H161ZM27 24H30V25H27ZM76 24H78V25H75ZM128 24H132V26H133V28H132V26H130V25H128ZM138 24V25H137ZM144 24H147V25H144ZM154 24H155V26H154ZM35 25V26H34ZM63 25H65V26H63ZM69 25V26H68ZM70 25L72 26L73 25V27L72 28H70V29H73L72 31H71V33H74V34H71V36H73V37H71L70 36V30H69V28L68 27H70ZM108 25H110L111 27L108 29ZM135 25H137V26H135ZM156 25H157V27H156ZM29 26V27H28ZM30 26H32V27H30ZM39 26H40V28L41 29H43L42 30V35H44V33L43 32H45L46 31V33L45 34H48V35H51V36H49V37H51V38H49L48 40H47V36L46 35H44V37H41V34L39 33V32H41V30H39L40 28H39ZM68 26V27H67ZM149 27V30H147L148 29V27ZM256 26V27H255ZM34 27V28H33ZM39 29H38V28ZM140 27V29H137V28H139ZM143 27H145V28H143L144 30H147V31H144L142 28ZM147 27V28H146ZM255 27V28H254ZM23 28V29H22ZM68 28V29H67ZM75 28L76 29H78L77 31L75 30ZM117 28V27H116ZM152 28V29H151ZM153 28H155V30L153 29ZM250 28H249V30H250ZM260 28H261V30H260ZM19 29V30H18ZM22 29V30H21ZM68 31H66V30ZM111 29V30H110ZM142 29V31H140ZM164 33H162L160 30ZM181 29V30H180ZM182 29H184V30H182ZM187 29V30H186ZM195 29V28H194ZM18 30V31H17ZM29 30V31H28ZM39 32H38V31ZM85 30L86 31H88L87 33V35H86V32H85ZM132 30H133V32H134V34H135V32L137 31V32H139V33H141V34H145L144 35V37L146 36H148L147 35V32H148V34L150 33V32H152V30H153V33L151 34V35H149L148 36V38L149 39H153V36L155 37L154 39H156V38H160L161 40H162V38H165L166 39V41H169V40H171V41H173V40H175V42L173 41V42H171V45H172V47L170 48L171 50H163V49H160V50H162V51H164V52H166V53H164V57L165 58H171L172 57V55H173V53H174V56L176 57H178V59L179 60H183L184 58H187L188 56L192 59V58H194L195 57V55H194V51H195V53H197L196 55L198 56V54H200L198 57L196 56L195 58L196 59H202L203 58V60H205V59H210V60H213L214 62V64H216V65H219L220 63L219 62H215L216 60H220V59H222L223 61H227L228 63H229V65L228 64H226V66H225V68L223 69V72H221L220 71V73H219V75H214L215 77H213L211 80H209V82L208 81H206V83L204 82V81H201V80H199L200 81V83L198 82H195V81H193V79H191V81H190V79L187 81V84L185 83V80H183V81H179V82H177L175 79H170L171 80V82H173V81H175V85L173 84V83H171L170 82V80L169 79H167V78H165L166 79V81H164L163 79H161V78H163V77H159L160 75H162L161 74V72H160V75H159V71L160 70H158L159 68L157 67H155V68H153L152 67V69L150 70V71H148V72H146L145 73V71H143L144 69L146 70V68L145 67H142V66H145V61H141V59H143V57H144V53H142L141 51H142V47L141 46H138V43L140 42V40H138L137 38H136V36H134L133 34H132ZM157 30H158V32H157ZM178 30V31H177ZM262 30H263V32H262ZM21 31V32H20ZM32 31V32H31ZM79 31V32H78ZM129 31L131 32V34L129 33ZM154 31H155V33H154ZM159 31H160V33H162L163 34V36H162V34L160 35V33H159ZM165 31V32H164ZM181 31V32H180ZM185 31V33L183 34V32ZM186 31H188V32H186ZM191 31V32H190ZM20 32V33H19ZM30 32V33H29ZM35 32V34H36V32H37V36L35 35H32V33H34ZM49 32V33H48ZM75 32H76V34L77 35H75ZM114 32H116V35L118 34V36H116L115 34H114ZM192 32H193V34H192ZM56 33H58L59 34V38L61 37V36H63V35H66V36H63V37H65V39L62 37V38H58V35L56 34ZM69 33V34H68ZM80 33V34H79ZM85 34V35H83L82 36V34ZM156 33H159L158 35L156 34ZM166 33H168V35L166 34ZM194 33L198 36H194ZM19 34L22 36V37H20L19 36ZM24 34H30V35H24ZM130 34V35H129ZM156 34V35H155ZM201 34L202 35H204L205 34V36L207 37V39H206V37L205 36H203L204 38H205V40L203 39V37H201ZM14 35V36H15ZM40 35V36H39ZM61 35V36H60ZM76 37H78V38H76ZM81 35V36H80ZM90 35V34H89ZM114 35H115V37H114ZM136 35V34H135ZM164 35H165V37H164ZM167 35V36H166ZM31 36H33L32 38H35V39H31ZM39 36V37H38ZM80 36V37H79ZM91 36V35H90ZM90 36H88V37H90ZM127 36H130V37H127ZM133 36V37H132ZM161 36H162V38H161ZM194 36V37H193ZM20 38L19 40H17V38ZM37 37V38H36ZM57 37V38H56ZM68 37H69V39L72 41V43H71V41L68 39ZM83 37V38H82ZM88 37H86V39H89ZM167 37H169L170 39H168ZM196 37V38H195ZM43 38H45L47 41H43L42 39ZM56 38V40H55V42H54V39ZM74 38V39H73ZM92 39H89V40H86L85 38H84V40L85 41H83L82 40V42H85V43H80V42H78L79 44H82L81 45V49H82V47H87L86 49L85 48H83L85 51H83V49H82V55H84V54H87L88 52H86V50L88 51L89 50V52L91 51V53L90 54H94L95 55V52L94 53H92V46L94 45V42H93V45H92V41H95L96 39H94V37H91ZM129 38H132V39H129ZM197 38L198 39H200V41L199 40H197ZM16 39V40H15ZM37 39V40H36ZM44 39V40H45ZM53 39V40H52ZM64 41H63V40ZM66 39H68V41H70V42H68ZM165 39H164V41H165ZM20 40H22V41H20ZM25 40V41H24ZM42 40V41H41ZM50 40H52V42L50 41ZM60 40H62L61 42H63V44L62 43H60ZM90 40H91V42H90ZM131 40H133V42L134 43H132L131 42ZM202 40V41H201ZM37 41H40V43H42V44H38V42ZM88 41H89V43H88ZM115 41V40H114ZM122 41V42H121ZM137 41V42H136ZM17 42H18V44H17ZM24 42V43H23ZM29 42H33L34 44H30ZM58 42V45L56 44ZM96 43H97V40L95 41ZM130 42V43H129ZM180 43V44H178V45H176L177 47V49L179 48V50H181L180 52L182 53V51H184L183 53H185V54H188V55H183V54H180V55H175V54H179L180 52H178L179 50H177L176 48H174L175 47V44H177V43ZM50 43V44H49ZM52 43V44H51ZM66 43V44H65ZM71 43V45H69V44ZM91 43V44H90ZM96 43H95V46H97L96 45ZM117 43V44H116ZM132 43V44H131ZM136 43V45H134ZM21 44H23V45H21ZM25 44H28V46L27 45H25ZM55 44H56V46L59 48H57V50H56V46H55ZM62 44V45H61ZM77 44V43H76ZM76 44H74V45H76ZM86 44V45H85ZM89 44V47L91 46V49L87 46ZM128 44L130 45V46H128ZM182 44V45H181ZM25 45V46H24ZM33 45V46H32ZM67 45V46H66ZM78 45V44H77ZM77 45H76V47L74 46V48H76V49H79V45H78V48H77ZM131 45L132 46H134V47H132L131 48ZM159 45H161V44H159ZM188 45L190 46V45H192V46H194V47H192V51H191V46L190 47H188ZM43 46V47H42ZM55 46V47H54ZM126 46H128V47H130V48H128V50H126L127 48H126ZM138 46V47H137ZM182 46V47H181ZM186 47L185 48V50H184V48L183 47ZM30 47H32L31 48V50H30ZM35 47H36V49H35ZM38 47V48H37ZM94 47V46H93ZM137 49H136V48ZM181 47V48H180ZM188 47V48H187ZM195 47H196V49H195ZM241 47H242V50H241ZM50 48V49H49ZM55 48V49H54ZM63 48H61L60 49V51L63 49ZM64 48V49H65ZM94 48H96V47H94ZM173 48V49H172ZM190 48V49H189ZM239 48V49H238ZM34 49V50H33ZM130 49V50H129ZM135 51H134V50ZM140 49V50H139ZM174 49H175V51H174ZM251 49V50H250ZM74 50V49H73ZM133 50V51H132ZM176 50H177V52H176ZM199 50V51H198ZM239 50H241L240 52L241 53H239ZM248 50H249V52H248ZM42 51V52H41ZM47 51H45L44 53H46ZM74 51H76V50H74ZM137 51V52H136ZM138 51H139V53H138ZM188 51H191V52H188ZM247 51V52H246ZM77 52V51H76ZM86 52V53H85ZM133 52H134V54H135V56H134V54H133ZM176 52V53H175ZM244 52V53H243ZM43 53V54H44ZM132 53V54H131ZM140 53H142L143 55H141ZM193 53V54H192ZM248 53V54H247ZM136 54H140L141 56H142V58L141 59H139L140 58V56H139V58H137V55ZM203 54H205L204 56H203ZM240 54V55H239ZM245 54V55H244ZM134 57H133V56ZM170 55V56H169ZM193 55V56H192ZM239 55V56H238ZM131 56H132V58H131ZM179 56H184L183 57V59L182 58H180ZM237 56V57H236ZM253 56V57H252ZM85 57L87 58L88 56H86L85 55ZM176 57V58H177ZM201 57V58H200ZM239 57H241V58H239ZM243 57V58H242ZM248 57H250L249 59H247ZM84 58V57H83ZM89 59H90V57H88ZM88 58H87V60H88ZM103 58V57H102ZM134 58H136V59H134ZM167 58V59H168ZM189 58V59H190ZM244 58H246V61L245 60H242V59H244ZM189 59H184V60H189ZM84 60H86L85 58H84ZM135 60H137L138 61V63H139V66L137 65L138 63H137V61H135ZM238 60V61H237ZM239 60H241V61H239ZM252 60V61H251ZM231 61H235L234 63L237 65V66H235V64L233 63H231ZM236 61H237V63H236ZM251 61V62H250ZM255 61V62H254ZM105 62V61H104ZM103 62V63H104ZM141 62V63H140ZM142 62H144V63H142ZM243 62H247V66L249 67V68H246L245 70H249L250 72H248L247 73V71L246 72H244V71H242V69H244L243 67H247L246 66V64L245 63H243ZM248 62H250V63H248ZM252 62H254L255 64L254 65H252L253 63ZM136 63V64H135ZM239 63H240V67H239ZM242 63H243V65H242ZM252 63V64H251ZM98 64V68H99V66H100V64H101V66L103 65L102 64V62L101 63H97ZM96 64V65H97ZM144 64V65H143ZM170 64V63H169ZM173 64V63H172ZM176 64L178 65V67L176 66ZM174 63L173 65H172V68H173V70L175 69L176 70V72L178 71V73L181 71L180 69H182L183 70V72L181 71L179 74H180V76H184V75H186V74H188V73H186V70L188 69L189 70V64H185V62H182V63ZM184 64V65H183ZM256 64H258V65H256ZM89 65V64H88ZM95 65V66H96ZM104 65H105V63H104ZM103 65V66H104ZM155 65V64H154ZM171 65V64H170ZM186 65H189V66H186ZM250 65H252L253 67H251ZM90 67L92 66V65H89ZM102 66V72H106L107 71V68H106V66H104L103 67ZM180 66H182V67H180ZM183 66H185V67H183ZM259 66H261V67H263L262 68V70H261V67H259ZM93 67V66H92ZM138 67L140 68V69H138ZM171 67V66H170ZM192 67V66H191ZM259 67V68H258ZM18 68L19 67H17V66H15V67H13V70H16L17 72H19V71H21V72H19V73H22L21 74V76H20V78L18 79V80H16L17 82H20L21 83V85H22V89L21 90H18V91H16L15 92V89H13L12 91L11 90H6V92L9 94V95H12L13 93V96H9L10 98H8V96H2V97H0V101L3 103V101H4V103H6L7 101H8V103L7 104H9V103H11V101L10 100H14V101H12V107H11V105L9 104V105H7L6 104V107H5V104L4 105H2V103H1V107H3V108H9L8 110L10 111L11 109V111H13V113L12 112H8L12 117H13V115L14 116H21L22 115V113H23V115H24V113L25 114H27V112L29 113V111H31V109L30 108H22L23 110H25L24 112L21 110V111H19V115H18V107L20 106L21 107V103H19L21 100L22 101H24V98L25 99H27V97L26 96H24V94L26 93V92H28L27 90H29L30 89V91H33L34 89V87L32 88V86L30 87L29 86V88L27 87L28 86V84H30V83H36V80H40L39 79V77H38V79H36V78H34V77H36L35 75L36 74H34V73H36L35 71V67L33 66L32 67V65H30V64H25L24 66H22V68L20 67L19 68V70H18ZM98 68H97V66L95 67V69H94V67L92 68V69H94L95 71H98ZM101 68V67H100ZM143 68V69H142ZM186 68V69H185ZM237 68V69H236ZM256 68H257V70H256ZM157 69V73L156 72H154L153 70H156ZM185 69V70H184ZM260 69V70H259ZM93 70V71H94ZM100 70V69H99ZM187 70V71H188ZM240 70V72H242V73H238L237 71H239ZM253 70H254V72H253ZM258 71L259 72V75H261V77H259L258 76V72H256V71ZM34 71V72H33ZM154 73H153V72ZM141 72V73H142ZM254 74H253V73ZM256 72V73H255ZM28 74H30L31 76H32V74H34L31 78L29 77L30 75H28ZM221 74V75H220ZM244 74V75H243ZM251 74V75H250ZM246 75V76H245ZM253 75H256V76H253ZM224 76V77H223ZM166 77H168V76H166ZM248 77V78H247ZM257 77V78H256ZM160 78V79H159ZM169 78V77H168ZM217 78V79H216ZM220 78V79H219ZM227 78V79H226ZM244 78H246V79H244ZM261 78V79H260ZM263 78V79H262ZM33 79V80H32ZM223 79V80H222ZM248 79V80H247ZM250 79V80H249ZM187 80V79H186ZM195 80V79H194ZM197 81H198V79H196ZM244 80H245V83L247 84H245L244 83ZM247 80V81H246ZM13 81V82H12ZM14 79L13 80H11L10 81V83H13L15 86H20V84L18 85V84H16L15 82H16ZM34 81V82H33ZM26 83V86H25V84H23V83ZM28 82V83H27ZM136 82V83H135ZM165 82V83H164ZM171 84H170V83ZM202 82V83H201ZM214 82V83H213ZM216 82V83H215ZM242 82V83H241ZM247 82H249V83H247ZM259 82V83H258ZM126 84H125V86L128 88V87H130V90H131V88H135L136 86H139L140 84H138V82L137 81H134V83H133V85L134 84H138V85H134V86H132V85H130V81H129V83L128 82H125ZM127 83H128V85L129 86H127ZM192 84L191 85V87L188 89V88H186V87H188V84ZM238 83L240 84V85H238ZM243 83H244V85H243ZM50 84V83H49ZM53 84V83H52ZM51 84V85H52ZM164 84V85H163ZM185 84V85H184ZM14 85H10V86H13V87H15ZM31 85V84H30ZM237 85V86H236ZM246 85V86H245ZM141 86V85H140ZM183 88H182V87ZM186 86V87H185ZM198 86V87H197ZM249 88H248V87ZM25 87V88H24ZM179 87H181L182 89H179ZM229 87V86H228ZM240 87V88H241ZM246 87V88H245ZM31 88L33 89V90H31ZM137 88V87H136ZM135 88V89H136ZM198 88V89H197ZM188 89V90H187ZM249 89V90H248ZM201 90H203V89H201ZM176 91H179V92H177V93H180V94H176ZM229 91H232V89L229 87ZM12 92V93H11ZM21 92V93H20ZM34 92V91H33ZM186 92V93H185ZM11 93V94H10ZM23 94V95H21L22 97H15V94ZM57 94H58V92H57ZM36 95H39V94H36ZM59 95H60V93H59ZM128 95V94H127ZM132 95H135V94H132ZM180 96V97H179ZM133 97V98H132ZM243 97V96H242ZM5 98V99H4ZM8 98V99H7ZM14 98V99H13ZM127 98L129 99V100H131V99H133V100H131V102H135L137 99L138 100H141L140 98H141V96H135V98H134V96H131L130 94H129V96H127ZM179 98H181V100H183V101H180V99ZM237 98V97H236ZM29 99V98H28ZM27 99V100H28ZM39 98H37V100H38ZM3 100V101H2ZM5 100H6V102H5ZM27 100H25V106L27 105V103H28V106H30L29 104H31L32 103V109L35 111V112H40L41 111V113H43V112H47L48 113V111H49V116H46V114H45V116L46 117H43L42 116V118H30L29 120L28 119H26V118H23L22 116V118H21V120H20V118L19 117H17L18 118V121L15 119V117H14V123H13V127H14V130L13 131H15V130H17L19 127L22 129L21 130V132H19L20 130H17V131H15V133H13L12 131L11 132H7V133H5V134H3V137L4 136H10V135H19V133H20V135H26V136H30V135H32V137H35L33 134H35V135H38L39 137H38V139H31V140H27L26 142V144H30L26 149L28 150H25V149H23V151L21 152V151H19V150H15L16 152H13V150H11L12 151V153L11 152H9V155H10V157H15V159L16 158H18L19 156L20 157H22V156H24V157H22V158H25L27 155L29 156V155H32V154H34L35 156H36V158H38V156H37V154L39 155V157H41V156H45V155H48V156H50L51 157V154H55V155H52V156H55V160H56V158L57 159H59L58 161L56 160L55 162H59V163H62V165H63V161L61 160V162H60V159H62L63 158V156L65 155V157H64V159H67V161H69V163H67L66 162V160H65V163H67V165L69 166V167H67L66 168V166H64V168L65 169H67L65 172H67V173H63L64 175H63V177H65L66 175H68V177L69 176H72V177H69V178H75L76 177V179H75V181L76 180H78L79 178H78V176H76V174H78V175H80L81 177H82V179H83V177H84V179H86L87 178V180H86V182L88 181V185L92 182V183H94V185L92 186V183H91V188L93 189V187L95 186H97L96 187V189H98V190H100V191H98L99 192V194L101 193V196H103V197H105L106 199H109V200H111V202L112 203H114V207L113 208H115V209H117V210H115V209H113L115 212H113L111 215H109V220L112 222H107V224L109 223L111 226H109V231L108 232H110L111 231V233H110V236H109V242L108 243H106V245L108 244H110L111 243V240H112V234L114 233L113 231H114V229H115V225H116V223H117V221H118V219H119V216H117V214H115V213H118V212H116V211H118V210H123L124 209V211L126 212V213H128V211H129V213H130V215L134 218V220H133V224L134 223H136L137 224V226H138V229H139V232H138V229L136 230V225L134 224V226L133 227H135V229L133 228H131V230H134L133 232H134V234L133 235H131V233H133L131 230H130V233L128 232V235L124 238V240H123V242H125V243H123L122 242V247H123V249H122V247H121V249H119V250H121V251H119L118 253H120V254H118V253H116L115 255H114V257L116 258V264H119V263H121V264H217V261L219 262H221V264H228L229 262V264H231V263H233V264H240V263H238V262H240V260H238L237 261V259H235L236 257L235 256H233V257H235V258H232V256L229 258V256H227V254L226 253H222V249L224 248V251L225 250H227L228 249V245H227V247L224 245V243L226 244V241L225 242H222L223 241V239H225V240H228L229 239V237L228 236H226V235H228V232L226 231V226H229V224H231V228L235 231V233L237 234L236 236H237V238H238V240L240 239V240H242L241 242L242 243H244V242H246L245 243V245H247V244H251V246H252V248L254 249L253 251L254 252H256L255 250H257L256 248H258V247H256V246H259V252H263V250H262V245H263V243H262V241H260V239L257 237V235L255 236V234H253L252 232H250V231H248L247 229H246V225H243V220H242V216L240 215V214H242L243 212L241 211V213L239 214V212H236L237 211V207L238 206H234V205H241L242 206V210L244 211V213L243 214H247L248 212L247 211H249V204H248V198H247V196H245V197H242V198H239V200H235L234 198H233V196L232 197H229V196H226L225 194H224V192L221 190V186L219 185V184H214L212 187H210V190H202L201 191V193H195V192H193V191H191V190H187V191H185L184 193H183V195H181V198H182V200H183V202H186V203H188V209H185L184 210V212L186 211L187 213H184L185 215H188L191 219H194V217H192V216H195V220H192V221H196L197 223H199V225H197V232L198 233H196V234H194L196 237L195 238H191V237H189L188 238V236L186 237V235L187 234H184L185 233V231H186V224H182V223H174V224H172V220L170 219L171 217L173 218V214L176 212V210L175 211H173V214L170 216V218H167L166 220L164 219L163 220V222H161L160 224L159 223H157V222H154V220H153V217H151V216H146V214H144L140 209H137L135 206H133V205H131L130 203H128V202H126L125 200H122L120 197H115V194H114V192H115V189L113 188V185L111 184V183H109V182H105V180L104 179H100L99 177H97L96 175H97V173H106L107 174V176H109V180L108 181H111V179L113 180V181H118V180H121L122 182H129V183H131L132 184V190L133 191H135L136 190V185H137V179L135 178V177H133L132 175H130V174H127V173H117V174H112L111 172H110V167L113 165V161L112 160H110V158H108V157H104V156H102V153H103V151H104V148H101V142H100V140L99 139H97V140H99V141H97L95 138H97L92 132H89V131H87L88 130V128L86 129L85 128V126H84V128H81L82 129V131H84V132H87V134H85L84 132H78L80 135L82 134V136L84 137L85 135V138H81V136L79 137V138H81V139H79L78 137H77V139H74V137H75V134L77 133H74L73 134V136L71 135L73 132H75V131H81V130H79V129H77V128H80V127H83V126H81L79 123V125L77 124V123H75V122H72V123H70L71 125L73 124V126H71V125H69L68 127H69V129L71 128V131L72 132H69L68 133V131H70L69 129L67 130L66 128H65V130L62 128V126H61V124L57 121V119L56 118H53L54 117V115H53V113L52 112H50L51 110L49 109V108H46V109H48L47 111H45V107H38L39 105L41 106V104H39V103H37V105H36V103H33L32 102V100L31 101H27ZM158 100H160V99H158ZM236 100H240V98H237ZM10 101V102H9ZM27 102V103H26ZM29 102H31V103H29ZM133 102V103H134ZM145 103H147V101L145 100L144 101ZM144 102H140V103H137V105L138 106H142L143 104H145ZM14 103V104H13ZM16 103V104H15ZM19 104V106H18V104ZM141 103H142V105H141ZM35 104V105H34ZM132 104V103H131ZM263 104V103H262ZM262 104L260 103V105L262 106ZM16 106L17 108H15L14 110H13V106ZM8 106V107H7ZM22 106H24V105H22ZM193 106V105H192ZM37 108V109H34V108ZM38 108H41V109H44V111L43 110H41V109H38ZM183 108L184 109H181V110H179V111H182V113L181 114H183V110H186V109H188V108H191V106L190 105H188L187 107H184L183 106ZM16 110H17V112H16ZM31 111L30 112V114H32V113H35L34 111ZM178 111V112H179ZM192 111V110H191ZM22 112V113H21ZM177 112V111H176ZM178 112H177V114H178ZM186 112H188V113H185L184 112V114H185V116L186 115H190V110L188 109V110H186ZM14 113H16V114H14ZM50 113H51V115H53V117H51V118H49L50 117ZM158 113V112H157ZM193 113V112H192ZM192 113H191V115H192ZM47 114V115H48ZM176 113L174 114V116H176L177 115ZM180 114V115H181ZM9 115V116H10ZM114 114H109V118H108V121H110L111 119H110V116H113ZM159 116H161L162 118H160V119H162L161 121L164 123V125L166 126V127H170V126H175V119L172 117V116H170L168 113H166V111H159V114H158ZM69 118H71L70 120L72 121H74V119H76L75 121L76 122H78V120H77V118H75L74 116H70L69 115ZM73 118V119H72ZM103 118H106V121H107V117H103ZM178 118V117H177ZM180 118H182V117H180ZM25 119V120H24ZM110 119V120H109ZM22 120H24V121H22ZM37 120V121H36ZM16 121V122H15ZM21 121V122H20ZM19 122V123H18ZM36 122H38V123H36ZM160 122V121H159ZM28 124V123H30V124H28V125H26V126H28V128H27V130H25L24 128H22L21 126H22V124L24 125V124ZM35 123V124H34ZM19 124V125H18ZM21 124V125H20ZM75 124H77V126H80V127H77ZM14 125H18V126H14ZM32 125H33V127H32ZM114 124H112L111 125V123H110V125H109V123H108V125L106 124V127H104L105 129L103 130L102 129V134L101 135H104V136H108L107 138H110V144L112 143V146H114L115 147V150L116 151H118L119 149H121V147H122V145L121 144H119V142L117 141V137H118V135L120 136V134H119V132H118V127H116L115 125L113 126ZM263 125H264V123H263ZM30 126V127H29ZM16 127H18L17 129H16ZM23 127H25V126H23ZM67 127V128H68ZM19 128V129H20ZM30 128H32V129H30ZM76 128V130L75 131H73L74 129ZM115 128V129H114ZM243 128H244V126H243ZM84 129H86V130H84ZM116 129H118V130H116ZM174 129H176V128H174ZM24 130V131H23ZM66 130H67V132H66ZM173 130V129H172ZM66 133H65V132ZM115 131V132H114ZM19 132V133H18ZM24 132V133H23ZM28 132V133H27ZM104 132V133H103ZM27 133V134H26ZM30 133V134H29ZM71 133V134H70ZM84 133V134H83ZM90 133V134H89ZM115 133V134H114ZM118 133V134H117ZM124 133H126V135L127 136H131V139H132V141L133 142H136V140H139V142H138V144H135V146L137 147V148H139V149H141V150H143V151H145L146 152V150H147V146L149 145V142H148V140H147V138H146V133H145V131L144 130H142V128H139L138 126H135L134 128H132L131 129V127H130V129H127V130H125V132ZM61 134V135H60ZM63 134V135H62ZM67 134V135H66ZM68 134H70V135H68ZM79 134H76V135H79ZM89 134V135H88ZM91 134L92 135H94L93 136V139H92V136H91ZM106 134V135H105ZM250 135H251V132L250 131H248L247 129H245L244 128V133H243V136H244V138L247 140L249 137H250ZM58 136H59V140L57 139H55V137H57L58 138ZM60 136H69V140H68V137H66V138H63V140L65 139L67 142H68V146L67 147H69V148H66V149H63V147L65 148L66 147V145H67V143H66V141L64 140V144L66 143V145H61L60 143L58 144V141L59 142H63L62 141V137L60 138ZM70 136H72V137H70ZM91 136V137H90ZM43 137V138H42ZM87 137V138H86ZM45 138H47V141H46V139ZM70 138H71V140H70ZM76 138V137H75ZM89 138V139H88ZM133 138H134V140H133ZM41 139H44L42 142L40 141ZM92 139V140H91ZM50 142H49V141ZM61 140V141H60ZM73 140V141H72ZM79 140L81 141V143L79 142ZM94 140V141H93ZM35 141H36V143L37 144H39V141L41 142V144H43L44 146H45V144H47V143H49V144H47L46 145V147H45V149H44V147H43V151H41L42 150V148H39L40 149V151H41V153L43 152L44 153V151H45V154L43 155V153L41 154L40 152H39V149L37 148V147H35V145H37L36 143H35ZM38 141V142H37ZM44 141H46V142H44ZM57 141V142H56ZM75 141H76V143H75ZM85 142V141H87V142H85L86 143V145H88V141H89V146H87L86 147V145H84L85 147H83V142ZM20 142H25L24 140L23 141H20ZM29 142V143H28ZM71 142H73V143H71ZM80 143V144H78V143ZM98 142H100V143H98ZM32 143V144H31ZM45 143V144H44ZM70 143V144H69ZM73 146H72V145ZM77 146H75V145ZM31 145L33 146L32 147V152L31 151H29V148H31ZM71 145V146H70ZM8 146V147H7ZM13 147L14 149H17V147H15V146H13V145H4V147L5 148H9V147ZM18 146V148L19 147H21V146H23V148H24V145H17ZM83 147V149H81V148H78V147ZM11 147H10V149H11ZM39 147V146H38ZM60 147H61V149H60ZM250 147V146H249ZM33 148H37L36 150L35 149H33ZM72 148V149H71ZM77 148V149H76ZM50 149V150H49ZM72 150V151H74L75 153H77V154H75V153H73L72 151H70L69 152V150ZM103 149V150H102ZM38 150V151H37ZM52 150V151H51ZM65 150L67 151V152H65ZM22 153L21 155H20V153ZM24 151H27L28 153H24ZM91 151H94V153H92ZM19 154H18V153ZM48 152V153H47ZM102 152V153H101ZM106 152V151H105ZM249 156H251V157H254V156H256V151H253V149H249ZM49 153H50V155H49ZM56 153H57V155H56ZM7 154V153H6ZM40 154H41V156H40ZM74 154V155H73ZM103 154H106V153H103ZM17 155H18V157H17ZM33 155V157H35ZM73 155V156H72ZM27 156V157H28ZM67 156H70V158L68 157L67 158ZM102 156V157H101ZM109 156H110V154H109ZM13 157V158H14ZM101 157V158H100ZM144 157H148V155L145 153L144 154ZM12 159V158H11ZM41 159H43L42 157H41ZM41 159L39 158V159H37V160H35V161H41ZM69 159V160H68ZM20 160H21V158H20ZM20 160H17L19 163H20V165H16V163L14 164H11L10 165V167L11 168H19V166L21 167L24 163H26V161L28 162L29 160L27 159L26 160V158L23 160L22 159V162H20ZM46 159H44V160H42L41 161V165H40V161L39 162H36L37 164H35V163H32L33 164V166H34V164H35V166H37L38 165V167H43V166H47V165H45V163H47V162H45V163H43V161H45ZM25 161V162H24ZM47 161V160H46ZM24 162V163H23ZM64 163V165H66ZM16 165V166H15ZM29 165V166H28ZM24 166H27V167H24V168H29L30 166H31V164H25ZM114 166V165H113ZM263 166H264V164H263ZM63 168V169H64ZM102 170H101V169ZM64 169V170H65ZM70 169V170H69ZM260 169H261V173H259V172H255V173H253V178H252V181H251V184H252V186H253V188L255 189L259 184V181H263L264 180V167H260ZM44 170H46L45 168H44ZM43 170V171H44ZM51 170V169H50ZM50 170H48L47 169V171H48V173H46L45 171V173L42 171L41 172V168H39L38 170H36L35 172H38V178H42V179H44V181H45V183H44V186L46 185V184H49V183H53L52 185H46V186H48V187H44V189H43V193H42V195L44 194V195H47V196H55L56 194H57V190L59 189L58 188V185H57V183L55 182V181H51V180H53V178L50 180V178L51 177H53L52 175L54 174V176H55V173L53 172V171H50ZM63 170V171H64ZM69 171H72L73 173H75V174H72L71 172H69ZM250 171H252V170H250ZM53 172V173H52ZM41 175H40V174ZM45 174V176L43 177V174ZM71 173V174H70ZM37 174V173H36ZM50 174V175H49ZM52 174V175H51ZM47 175V176H46ZM75 175V176H74ZM48 177V178H47ZM67 177V176H66ZM65 177V178H66ZM78 178V179H77ZM89 179V180H88ZM48 180H50V181H48ZM48 181V182H47ZM74 181V180H73ZM72 181V182H73ZM89 181H90V183H89ZM112 182V181H111ZM55 184L57 185V189L55 188V187H53V185L55 186ZM72 185H73V183H72ZM42 186V185H41ZM50 186V187H49ZM53 188H52V187ZM18 187H20V186H18ZM18 187H16V188H18ZM15 188V189H16ZM21 188V187H20ZM134 188V189H133ZM19 189V188H18ZM96 189H95V191H96ZM63 189H61L60 190V192L62 191ZM120 190V189H119ZM84 191L85 190H83L82 192L84 193ZM59 192V191H58ZM206 193V194H205ZM201 195V197H200V195ZM206 196H205V195ZM18 195V194H17ZM84 195H85V193H84ZM198 195V196H197ZM211 195V196H210ZM203 196V197H202ZM200 197V198H199ZM85 198V196H83V199ZM194 198H195V202H194ZM204 200H203V199ZM209 198V199H208ZM211 199V200H210ZM241 199V200H240ZM122 200V201H121ZM197 200V201H196ZM200 202H199V201ZM243 200V201H242ZM50 201L51 200H48V208H49V210H48V208H36L35 209V211L34 210H29V209H26V208H20V210H19V215H18V213H16V215H11L10 214V212L9 211H7V212H9L8 214L10 215H8V214H6V216L5 217H8L7 219H6V225L7 226H9V227H11V225L14 227V224H15V219H16V217L18 218V219H16V229L15 230H13V232H11V233H13V234H10V235H8V237L10 238V241H12V242H14L15 240H17L18 239V241H15V243L16 242H20L21 241V244L20 243H18V245H17V243L14 245V248H15V250L14 251H16V253L17 254H19V255H21V254H23L24 256L25 255H27V256H30V257H37V256H41L40 254H38L37 252V250L39 249V244H40V242H38L39 240H36L37 238H38V234H35V229H36V226H34L33 224H35V222H34V219L36 218V217H34V216H37V214H38V216L39 217H42V218H44V217H48L49 215L47 214V213H50L49 211H51V210H56V211H61V214L62 213H64L63 215H66V214H68V209L66 210V208L65 207H67V204L65 203V195H60V203L58 202V201H56L55 203L53 202L52 203V201H51V203L54 205L53 207L51 206L52 204H49L50 203ZM206 201V202H205ZM207 201H211L210 202V204H209V202H207ZM241 201H242V204H241ZM199 202V203H198ZM244 202V203H243ZM59 203V204H58ZM126 203V204H125ZM127 203H128V205H127ZM179 203V202H178ZM192 203V204H191ZM194 203L196 204V206L194 205ZM202 203H203V205H202ZM246 203V204H245ZM125 204V205H124ZM201 205L202 206V212H201V206H199V205ZM206 204H207V207H206ZM232 204V205H231ZM192 205V206H191ZM208 205H212L214 208H212L213 210L212 211H207V210H209V206ZM230 205V206H229ZM258 205H259V214H258V218H261V219H263L264 220V206L263 205H261L260 203H258ZM51 206V207H50ZM191 206V207H190ZM234 206V208H232ZM193 207H195V208H193ZM199 207V210H197V208ZM53 208V209H52ZM208 208V209H207ZM245 208V209H244ZM247 208H249V209H247ZM48 210V211H46V210ZM62 209H65L64 210V212L62 211ZM88 209V208H87ZM190 209V210H189ZM188 210H189V212H188ZM192 210H193V212H192ZM204 210V211H203ZM60 211H59V213H60ZM192 213H191V212ZM196 211V212H195ZM197 211H198V213H200L201 212V214H199V216L197 215L198 213H197ZM214 211H217V212H220V213H222L223 215H224V218H223V216H222V220H221V222L220 221H218V222H214V217L213 216H211V214L212 215H214ZM47 212V213H46ZM140 212H142V214H140ZM205 212L206 213H208V214H205ZM213 212V213H212ZM34 213L36 214V215H34ZM128 213V214H129ZM190 215H189V214ZM194 213V214H193ZM205 215H204V214ZM236 213H238V214H236ZM13 214H15V213H13ZM115 216H114V215ZM193 214V215H192ZM196 214V215H195ZM47 215V216H46ZM141 215V216H140ZM207 215V216H206ZM245 215H243L244 217H245ZM11 216H16L15 217V219L13 218H11V220H9V218L11 217ZM33 216V217H32ZM117 216V217H116ZM200 216H202V217H200ZM209 216H211V220H213V221H211L210 220V218H209ZM205 217V218H204ZM241 217V218H240ZM115 218H116V220H115ZM118 218V219H117ZM152 218V219H151ZM213 218V219H212ZM227 219V223H229V224H227L226 223V219ZM33 219V220H32ZM135 219H136V222H135ZM223 219H225V223H224V226L222 225L223 223H222V221L224 222V220ZM244 219V218H243ZM14 220V221H13ZM36 220V219H35ZM140 221V222H137V221ZM206 222H205V221ZM11 221H13V222H11ZM116 221V222H115ZM165 221H166V223H165ZM171 221V222H170ZM209 221V222H208ZM12 223V224H10V223ZM119 222V221H118ZM208 222V223H207ZM210 222H211V224H210ZM220 222V223H219ZM171 223V224H170ZM140 224H142L141 225V227H140ZM162 224L164 225V226H162ZM166 224H168V225H166ZM201 224V225H200ZM208 224V225H207ZM217 224H219V226H220V224L222 225V226H218ZM36 225V224H35ZM94 225V224H93ZM112 225L114 226L113 228H112ZM166 225V226H165ZM206 225V226H205ZM209 225H211V226H209ZM157 226V227H156ZM2 227V226H1ZM31 227H32V229H31ZM63 227H65L64 225H63ZM184 227V228H183ZM210 227V228H209ZM212 227V228H211ZM214 227V228H213ZM217 227H219L220 228V230H217L216 228ZM222 227L223 228H225V229H223V230H225V231H223V230H221L222 229ZM15 228V227H14ZM33 228H34V230H33ZM67 227H65V228H63V229H66ZM89 228H91V227H88V229ZM100 228H101V226H100ZM111 228V229H110ZM212 229V230H209V229ZM218 228V229H219ZM3 228H0V232H1V235L0 236H5V238H6V234H5V229H3ZM13 229V228H12ZM98 229H99V227H98ZM214 229V230H213ZM2 230V231H1ZM90 231H89V233H91V229H89ZM93 230H94V227H93ZM113 230V231H112ZM141 230H145V232L147 233H145V235H144V232L143 231H141ZM209 231V233H208V231ZM215 230H217L218 231V233H219V235H218V233L215 231ZM137 231V232H136ZM212 231V232H211ZM219 231H221V232H219ZM3 232V233H2ZM93 232V231H92ZM142 232H143V234H142ZM149 232H150V235H149ZM8 234H9V232H7ZM89 233L87 234V233H84L82 236H84L85 238L87 237L88 238V240L87 241H85V242H83V243H81V239H80V242H79V239L77 240V243H79V244H83L82 246L81 245H76V247L78 246V249H79V251H80V249L82 250V253H81V251H80V253H79V251L78 250H76L77 252H74V253H76L75 254V256H77V255H82L83 254V249L81 248V247H86L87 248V251L89 250H91V249H89V246H90V248L91 247H96L97 248V240H96V243H93V244H95V245H93V244H91L90 243V241L92 242V240L94 239L93 237L95 236L93 233H91L90 235L91 236H93V237H91L90 235H89ZM162 233V234H161ZM205 233H207L209 236H210V238H211V240L215 243L214 245H219L218 247L220 248V250H215L214 252L215 253H212V255L211 254H209V253H207L208 252V247H207V245L208 244H210L209 242H204L203 241V239H202V236H201V234H205ZM213 233L216 235V236H214L213 235ZM5 234V235H4ZM159 234H161V235H158ZM35 237H34V236ZM132 236V237H128V236ZM147 235V236H146ZM148 235H149V237H148ZM163 235V236H162ZM206 235V234H205ZM211 235H212V237H211ZM224 235V237H222ZM0 237V240L2 241V240H4V237ZM30 236H32V237H34V238H32V237H30ZM90 236V237H89ZM160 236H161V238H160ZM6 238L5 240L7 241V242H9L10 244H12L10 241H8L9 240V238ZM111 237V238H110ZM157 237V238H156ZM163 237V238H162ZM216 238V239H213V238ZM219 237H221V238H223L222 240H221V238H219ZM255 239V237H257L256 238V241L253 239V238ZM3 238V239H2ZM128 238V239H127ZM226 238H228V239H226ZM251 238V239H250ZM33 239V240H32ZM161 239V240H160ZM4 240V241H5ZM14 240V241H13ZM94 240V241H95ZM156 240V241H155ZM164 240V241H163ZM215 240V241H214ZM218 240H221V241H219L218 242ZM252 242V243H254L253 241H255V243L254 244H252V243H247V242ZM257 240H259V241H257ZM0 241V242H1ZM23 241V242H22ZM32 241V242H31ZM211 241V242H212ZM27 242V243H26ZM37 244H35V243ZM73 242H75L76 243V241H73ZM89 242V243H88ZM156 242V243H155ZM162 242V244L161 245H159L160 243ZM222 242V243H221ZM64 243L67 245V243L64 241ZM260 243V244H259ZM261 243H262V245H261ZM29 244V245H28ZM32 244L33 245H35V246H33L32 247ZM155 244V245H154ZM258 244V245H257ZM93 245V246H92ZM105 245V246H106ZM106 246V247H110L111 246V244L109 245V246ZM222 246V248H221V246ZM256 245V246H255ZM31 246V247H30ZM38 246V247H37ZM121 246V245H120ZM35 247V248H34ZM38 249H37V248ZM80 247V248H79ZM94 247H93V249H94ZM105 247V248H106ZM17 248V249H16ZM96 248L90 253L89 252V256H88V260H89V258H91L90 259V263L91 264H100L101 263V261L99 262V260H98V257H95V256H97V251H96ZM104 248V247H103ZM157 248V249H156ZM158 248H161V249H158ZM227 248V249H226ZM251 248V249H252ZM53 249V248H52ZM51 249V250H52ZM158 251V250H160L159 252H156L157 254H156V256H155V254H154V252L153 251ZM19 250V251H18ZM53 250H55V249H53ZM52 250V251H53ZM109 250V249H108ZM18 251V252H17ZM55 251H57V252H59L58 250H55ZM94 251H95V253H96V255H95V253H94ZM109 251H111V247H110V250ZM108 251V252H109ZM217 251H218V253H220V251H221V255L220 254H218L217 253ZM258 251V250H257ZM54 252V251H53ZM68 252V251H67ZM67 252H65L64 254H68ZM258 252V254H262V252L261 253H259ZM77 253H79V254H77ZM105 253V252H104ZM257 253V252H256ZM60 254V253H59ZM90 254L92 255V256H90ZM108 253H107V251H106V256H105V254H104V256H103V258H105L106 257V259L108 260L109 258H111V256H112V253L110 252V254L109 255H111L110 257H109V255H107ZM224 254H225V256H224ZM69 255V254H68ZM119 255V256H118ZM153 255V256H152ZM213 255H215V256H213ZM217 255V256H216ZM61 256H62V254H61ZM60 256V257H61ZM108 256V257H107ZM213 256V257H212ZM221 256H222V258H221ZM154 257V258H153ZM216 257H217V259H216ZM220 257V258H219ZM38 258H40V257H38ZM61 258H64V257H61ZM94 258H96V259H94ZM118 258H120V259H122V260H120V259H118ZM212 258V259H211ZM229 260H228V259ZM243 258V257H242ZM67 259H68V257H67ZM67 259H65V260H67ZM106 259H102V264H105L106 263ZM152 259V260H151ZM215 261H214V260ZM226 259H227V262L228 263H226ZM232 259V260H231ZM247 260L246 258H243V264L246 262L247 263V261H245V260ZM260 259L263 261V263H264V255L263 256H260ZM32 260V259H31ZM40 260V259H39ZM177 260V261H176ZM223 260V261H222ZM42 261V260H41ZM96 261V262H95ZM103 261H104V263H103ZM118 261H119V263H118ZM176 261V262H175ZM231 261H233V262H231ZM245 261V262H244ZM42 262H44V261H42ZM57 262V261H56ZM66 262H71V261H66ZM178 262V263H177ZM181 262V263H180ZM220 262L218 263V264H220ZM224 262V263H223ZM241 263V264H242ZM39 264H48L47 262H44V263H39Z\"/></svg>",
  "mask_w": 264,
  "mask_h": 264
}]
</instances>
